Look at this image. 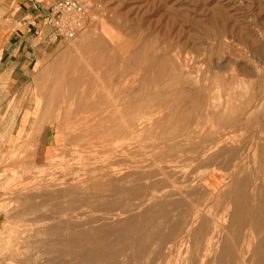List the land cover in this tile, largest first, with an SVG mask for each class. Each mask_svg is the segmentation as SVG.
<instances>
[{"label": "rangeland", "instance_id": "rangeland-1", "mask_svg": "<svg viewBox=\"0 0 264 264\" xmlns=\"http://www.w3.org/2000/svg\"><path fill=\"white\" fill-rule=\"evenodd\" d=\"M86 1L75 40L0 66V264H218L226 235L255 264L264 0Z\"/></svg>", "mask_w": 264, "mask_h": 264}, {"label": "crops", "instance_id": "crops-1", "mask_svg": "<svg viewBox=\"0 0 264 264\" xmlns=\"http://www.w3.org/2000/svg\"><path fill=\"white\" fill-rule=\"evenodd\" d=\"M45 5L46 2L39 0L19 7L11 16L12 22L0 27V66L8 60L13 69H23L25 73L30 52L34 53L43 41L46 42L49 25L45 19Z\"/></svg>", "mask_w": 264, "mask_h": 264}, {"label": "bare ground", "instance_id": "bare-ground-1", "mask_svg": "<svg viewBox=\"0 0 264 264\" xmlns=\"http://www.w3.org/2000/svg\"><path fill=\"white\" fill-rule=\"evenodd\" d=\"M239 127V126H238ZM256 129V128H255ZM222 136V135H221ZM225 139V138H224ZM227 139V138H226ZM226 143V141H225ZM244 177H248V175H245ZM252 177V176H251ZM257 178H252L251 181L249 180V184L247 186L255 187ZM262 183L257 187V190L253 192L251 203L253 205V213H249L248 217L251 218L250 225L253 229V234L257 238V242L253 247V252H256L258 260L255 264H264L262 259L260 258L262 250L264 248V175L262 178ZM245 185L247 184L244 180L243 182ZM237 198V196H235ZM236 198L233 197V200L230 201L231 203V214L229 215V222L230 227L234 228L235 233L234 237L236 238L237 229L241 226L239 220L240 216V210L242 209V206L239 201L236 200ZM248 225V223H246ZM245 224V225H246ZM201 231V232H200ZM237 239V238H236ZM202 240H205L204 243V250L205 251H212L215 241H214V235L211 231L210 227L204 222L201 221L199 223V226L193 231L191 234V243H197L202 242ZM234 238L230 237V235H226L223 238V241L221 242V248L219 251V254L217 255V263L218 264H232V261L230 258L233 254V249L236 247V240L233 241Z\"/></svg>", "mask_w": 264, "mask_h": 264}, {"label": "built area", "instance_id": "built-area-1", "mask_svg": "<svg viewBox=\"0 0 264 264\" xmlns=\"http://www.w3.org/2000/svg\"><path fill=\"white\" fill-rule=\"evenodd\" d=\"M46 2L45 19L49 29L45 39L49 42H72L90 19L86 0H42Z\"/></svg>", "mask_w": 264, "mask_h": 264}]
</instances>
